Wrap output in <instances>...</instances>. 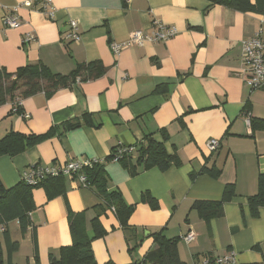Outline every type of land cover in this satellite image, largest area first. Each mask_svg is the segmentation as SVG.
<instances>
[{
    "label": "crops",
    "instance_id": "1",
    "mask_svg": "<svg viewBox=\"0 0 264 264\" xmlns=\"http://www.w3.org/2000/svg\"><path fill=\"white\" fill-rule=\"evenodd\" d=\"M26 1L31 8L20 6ZM52 4L55 13L49 19L35 0H0V69L15 72L42 64L54 74L67 75L78 65L98 62L104 73L86 82L76 79L50 96L40 92L0 106V139L9 132L41 135L58 128L14 157L1 156L0 182L12 188L30 166L96 161L104 167L109 191L119 193L132 212L128 226L120 228L113 209L101 213L95 208L101 200L94 188L65 176L63 196L47 200L42 189L32 191L35 208L24 233L17 221L6 225L10 239L18 243L11 262L36 264L37 259L48 264L61 247L70 245L68 208L83 212L87 224L99 215L107 233L91 244L96 264L140 263L156 247V233L177 240L183 264L230 251L236 264H264V208L252 217L247 203L264 174V130L250 129V119L264 120V88L246 85L242 55V42L258 30L264 45V14L240 13L207 0ZM13 8L20 26L5 28L2 17ZM70 20L80 35L75 42L66 38ZM154 22L174 27L176 35L167 42L126 45L133 32L153 31ZM28 36L32 39L24 42ZM112 44L123 46L118 55ZM16 106L21 114L15 113ZM84 114L91 116L89 124ZM69 124L75 126L62 128ZM147 138L163 143L179 165L131 176L110 159L120 146L132 147L128 156L134 159ZM210 140L219 145L213 153L207 148ZM203 168L218 171V177L202 173L191 179V173ZM226 186H232L234 197L224 203L221 215L201 218L193 204L220 201ZM87 233L93 238L89 226ZM187 234L194 241L186 243ZM1 243L7 259L5 241Z\"/></svg>",
    "mask_w": 264,
    "mask_h": 264
},
{
    "label": "trees",
    "instance_id": "2",
    "mask_svg": "<svg viewBox=\"0 0 264 264\" xmlns=\"http://www.w3.org/2000/svg\"><path fill=\"white\" fill-rule=\"evenodd\" d=\"M207 1L212 5H221L240 13L264 14V0ZM103 73L104 68L98 62L78 65L75 70L67 75L54 74L42 64L25 65L18 68L15 72H8L1 68L0 106L8 101H14L16 98L22 100L40 92L50 96L59 88L74 85L76 79L79 82H86L98 78ZM20 111V106H16L15 113L21 114ZM83 116L86 123L89 124L91 116L89 114H84ZM73 126L75 125H63L62 128H72ZM250 129L252 132L264 130V120L250 119ZM56 130L58 128H52L41 135L28 136L9 132L0 139V157H14L36 143L50 138ZM118 162L122 164L131 176L136 175L139 171H146L152 168L166 171L172 165H179L176 157L167 153L163 143H158L153 138H147L144 143L137 147L134 159L125 155ZM81 173L86 176L89 187L94 188L101 200V204L95 208L101 213L105 210L113 209L120 228L125 229L128 226L127 222L131 215L132 207L127 206L123 202L119 193L109 191L103 165L96 163L91 168L83 169ZM202 173H206L212 178H217L219 174L218 171L212 168H203L199 173H191L190 177L193 179ZM257 183V193L247 198L252 217H256L258 211L264 208V174L259 175ZM39 188L44 191L47 200L63 196L66 191L65 179L63 176L44 177L35 185H30L21 179L12 188H5L0 182V264H13L9 256L18 248V243L10 239L5 229L6 225L12 221H17L21 232H25L26 227L30 223L29 213L35 208L32 191ZM232 197H234L232 186H226L220 201H197L193 204V209L198 212L201 218L209 220L221 215L224 203L230 201ZM66 211L69 220L71 244L61 247L58 256L51 257L48 264H96L91 244L93 240L102 238L107 233L100 224L99 215L94 216L87 224L83 212L75 214L68 208ZM88 226L92 231L93 238L88 236ZM1 240L5 241L6 244L7 259L3 258ZM153 243L156 247L147 252L140 263L133 264H183L178 257L176 239H167L161 233H156L153 234ZM255 250L259 251L260 247H255ZM36 264H39L37 259Z\"/></svg>",
    "mask_w": 264,
    "mask_h": 264
},
{
    "label": "built area",
    "instance_id": "3",
    "mask_svg": "<svg viewBox=\"0 0 264 264\" xmlns=\"http://www.w3.org/2000/svg\"><path fill=\"white\" fill-rule=\"evenodd\" d=\"M35 3L39 4V12L45 15L47 18L52 19L55 13V8L52 4V0H35ZM27 8L32 7L30 1L22 2L20 6ZM13 12L5 14L2 17V25L5 28L17 29L20 26L18 17L15 14V8ZM69 31L66 38L71 41H78L80 35L78 33L77 24L75 21H69ZM176 35V29L172 26H165L161 23L154 22L153 31L150 33H143L141 31L133 32L130 35V39L127 42V46H143L144 43H160L167 42ZM32 38L28 36L25 41H30ZM120 44H112L111 50L114 55H118L121 50ZM242 55L243 62L246 66V85L252 90L264 88V45H263V31L258 30L250 39L242 42ZM24 119L28 118V115H21ZM249 118V116H248ZM249 124V120L247 121ZM218 142L216 140H210L207 144L208 150L213 153L218 148ZM133 151L132 147L120 146L118 147L112 156V161L118 162L123 156L130 155ZM96 161H86V162H68L60 168H50V167H39L30 166L23 174L22 180L30 185H35L37 182L44 177H57V176H67L77 178L79 184L83 188L89 187L86 176L82 174V170L85 168H91ZM186 243H191L194 241V236L192 234H187L183 237ZM197 264H236V254L232 251L225 253L222 256L217 257H203Z\"/></svg>",
    "mask_w": 264,
    "mask_h": 264
},
{
    "label": "rangeland",
    "instance_id": "4",
    "mask_svg": "<svg viewBox=\"0 0 264 264\" xmlns=\"http://www.w3.org/2000/svg\"><path fill=\"white\" fill-rule=\"evenodd\" d=\"M16 258V257H15Z\"/></svg>",
    "mask_w": 264,
    "mask_h": 264
}]
</instances>
